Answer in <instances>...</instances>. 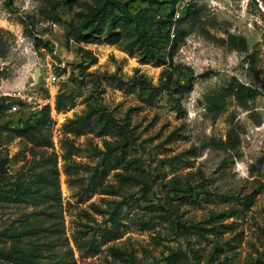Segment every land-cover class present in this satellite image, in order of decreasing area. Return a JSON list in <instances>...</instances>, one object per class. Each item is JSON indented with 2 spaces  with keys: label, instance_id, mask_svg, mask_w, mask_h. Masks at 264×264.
I'll list each match as a JSON object with an SVG mask.
<instances>
[{
  "label": "rangeland",
  "instance_id": "rangeland-1",
  "mask_svg": "<svg viewBox=\"0 0 264 264\" xmlns=\"http://www.w3.org/2000/svg\"><path fill=\"white\" fill-rule=\"evenodd\" d=\"M169 260L264 264V0H0V264Z\"/></svg>",
  "mask_w": 264,
  "mask_h": 264
},
{
  "label": "trees",
  "instance_id": "trees-1",
  "mask_svg": "<svg viewBox=\"0 0 264 264\" xmlns=\"http://www.w3.org/2000/svg\"><path fill=\"white\" fill-rule=\"evenodd\" d=\"M235 91V94H236V96L238 97V98H244L245 96H247L248 94L249 95H252V93L251 92H249V90L247 89V86L245 85V84H242V88L241 87H238V88H236V90H234ZM212 106L213 107H215V108H219V107H221V104H218V101H216V100H213L212 102ZM173 260H169V263L168 264H171V263H173L172 262Z\"/></svg>",
  "mask_w": 264,
  "mask_h": 264
},
{
  "label": "water",
  "instance_id": "water-1",
  "mask_svg": "<svg viewBox=\"0 0 264 264\" xmlns=\"http://www.w3.org/2000/svg\"><path fill=\"white\" fill-rule=\"evenodd\" d=\"M38 75H39V72H38V69L36 70V77H38Z\"/></svg>",
  "mask_w": 264,
  "mask_h": 264
}]
</instances>
